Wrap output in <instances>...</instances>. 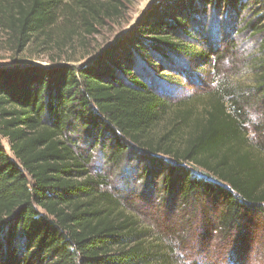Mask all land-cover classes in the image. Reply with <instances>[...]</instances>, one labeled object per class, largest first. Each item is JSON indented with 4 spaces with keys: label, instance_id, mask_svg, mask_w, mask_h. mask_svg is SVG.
<instances>
[{
    "label": "trees",
    "instance_id": "1",
    "mask_svg": "<svg viewBox=\"0 0 264 264\" xmlns=\"http://www.w3.org/2000/svg\"><path fill=\"white\" fill-rule=\"evenodd\" d=\"M129 1L0 0V44L62 49ZM209 16H223L222 50L207 40ZM230 32L259 37L241 66L254 75L246 87L220 65ZM177 55L211 60L217 84L197 79L200 91L176 100L154 90L146 77L165 76ZM96 148L113 172L135 161L183 205L213 197L216 233L264 226V0H161L90 62L0 68V264H179L93 168Z\"/></svg>",
    "mask_w": 264,
    "mask_h": 264
},
{
    "label": "rangeland",
    "instance_id": "2",
    "mask_svg": "<svg viewBox=\"0 0 264 264\" xmlns=\"http://www.w3.org/2000/svg\"><path fill=\"white\" fill-rule=\"evenodd\" d=\"M158 1L161 0H130L120 18L106 21L97 33L80 37L62 49L54 48L53 45L45 47L29 44L25 50L17 53L0 44V68L25 65L48 67L65 62L78 66L90 62L103 49L131 31L146 10ZM213 18L209 16L205 34L207 40L211 39L210 41L217 45L216 40L223 39L226 27L223 16L215 18L212 22ZM232 33H229L228 39H235L236 45L227 54L228 60L220 65L230 69L228 81L246 87L255 82L254 75L249 66H241L244 64V57L255 49L259 37L246 34L235 36ZM217 46L222 50L225 44ZM197 47L202 48L200 45ZM211 66V60L202 64L199 60L177 55L173 57L172 69L165 70V76L160 74L163 71L161 70L160 73L148 74L146 80L154 90L170 100H176L193 93L194 90L200 91L198 85L202 83L209 81L210 87L216 85ZM197 79L202 82L197 84ZM251 116L257 122H261L263 117L261 111L256 108H252ZM1 146L9 153V143L6 139H1ZM131 162L126 160L123 171L113 172L108 168L101 151L98 148L93 150V168L109 176L111 189L126 198V203L147 226L161 232L164 241H171L180 253L177 257L179 264H264L263 225L251 219L231 236L216 233L214 215L218 201L213 197H205L195 204L183 205L173 195L165 193L153 178H140L135 167L137 162Z\"/></svg>",
    "mask_w": 264,
    "mask_h": 264
}]
</instances>
